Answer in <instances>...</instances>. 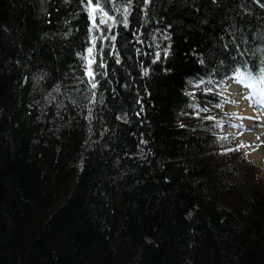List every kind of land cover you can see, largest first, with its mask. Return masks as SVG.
Segmentation results:
<instances>
[{"label": "trees", "instance_id": "trees-1", "mask_svg": "<svg viewBox=\"0 0 264 264\" xmlns=\"http://www.w3.org/2000/svg\"><path fill=\"white\" fill-rule=\"evenodd\" d=\"M101 4L0 0V264H264V186L187 111L264 68V0Z\"/></svg>", "mask_w": 264, "mask_h": 264}, {"label": "rangeland", "instance_id": "rangeland-1", "mask_svg": "<svg viewBox=\"0 0 264 264\" xmlns=\"http://www.w3.org/2000/svg\"><path fill=\"white\" fill-rule=\"evenodd\" d=\"M92 3L93 5L96 4L94 2ZM104 19L107 20V17H104ZM97 20H100V14H97L95 22H97ZM93 43L94 39H91V43L87 48V50L91 48L92 52L88 53L86 50V73L90 79L92 78L91 63L93 60ZM229 77H231L230 79L232 81V85L241 84L237 81L236 74ZM211 81L212 79H209L206 84L203 80H198L192 85L194 90L207 92V94L203 93L201 96L202 99L207 101L204 103H195L193 106H189L187 108L188 116L194 120L210 118L211 120L209 124L215 125L212 129L225 135L224 137L230 143V147L227 151H221V153L226 154L229 152L228 155L230 154L233 157L249 164L251 169L255 172L257 179H259L260 184L264 186V132L260 137L261 146L255 143L253 138L250 139L245 136L249 129H243L242 125L245 123L240 116V110L233 109L234 100L231 95L229 96L230 85L226 83L224 79L217 83H212ZM242 85L243 90L241 91L244 92V94L248 89L258 93L261 88H264V85L261 84H255L254 89L249 88L244 84ZM213 98H215V100L217 99V102L208 101ZM257 98L259 97L257 96ZM257 110L260 113H264L263 107L259 106ZM259 127L264 128V125L262 124ZM257 129H254V131L252 130L251 133H256Z\"/></svg>", "mask_w": 264, "mask_h": 264}, {"label": "snow or ice", "instance_id": "snow-or-ice-1", "mask_svg": "<svg viewBox=\"0 0 264 264\" xmlns=\"http://www.w3.org/2000/svg\"><path fill=\"white\" fill-rule=\"evenodd\" d=\"M125 2L127 3L128 7H117L115 0H104V4H107L112 11L115 12H119L121 14V21L120 23L123 24L124 27L128 26V22H127V15L129 14L128 8L131 6V0H125ZM146 2H148V0H146ZM86 9L89 11V14L92 18L93 21V27H98L95 23L96 18H97V14H100V19L102 23L107 24L108 20H112L114 19V17L112 15H109L108 12L105 11L104 6L101 4V0H96V4L93 5L92 0H86V5H85ZM104 17H107V20L104 19ZM105 37L101 36L100 39H104ZM110 40H115L116 37L114 35L108 37ZM166 38V37H165ZM88 53L92 52V49L89 48ZM159 58V57H157ZM118 62V61H117ZM145 75H147V71H145ZM236 78L237 81L241 84H244L245 86L249 87V88H255V84L252 83V81H256L257 83L264 85V68H260L258 73H252L251 71H248L247 73L245 72H237L236 73ZM92 87L95 88L96 85L93 83ZM259 98H256V97ZM249 100H254V102L258 105H260L261 107H264V88H261L259 90V92H252L248 97H246Z\"/></svg>", "mask_w": 264, "mask_h": 264}, {"label": "bare ground", "instance_id": "bare-ground-1", "mask_svg": "<svg viewBox=\"0 0 264 264\" xmlns=\"http://www.w3.org/2000/svg\"><path fill=\"white\" fill-rule=\"evenodd\" d=\"M225 82L230 85L229 96L231 95L234 100L233 109L240 110V116L245 123L242 125L243 129H249L245 136L249 137L250 139L253 138L254 142L260 145V137L264 132V128H260L259 126L262 124L264 125V113H260L257 110L260 105L256 104L254 100H249L246 98L254 91L248 89L244 94V92L241 91L243 90L242 84L232 85L230 78L226 79ZM254 129H257V132L251 133L252 130L254 131Z\"/></svg>", "mask_w": 264, "mask_h": 264}]
</instances>
